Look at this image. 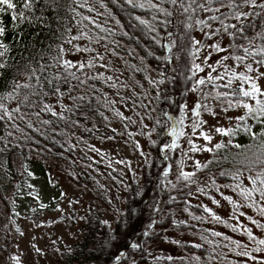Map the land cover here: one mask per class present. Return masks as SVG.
I'll return each mask as SVG.
<instances>
[{
	"label": "trees",
	"instance_id": "obj_1",
	"mask_svg": "<svg viewBox=\"0 0 264 264\" xmlns=\"http://www.w3.org/2000/svg\"><path fill=\"white\" fill-rule=\"evenodd\" d=\"M14 2L16 11H24L26 19L12 20V10L0 13V26L5 28L0 41L8 45V51L0 57V63L5 65L0 68V97L13 93L11 98L0 99V103L10 111L20 108L19 113H13L12 120L5 117L0 121L3 213L4 208L9 210V196L24 177L46 174L54 168L68 184L91 195L79 217L73 219L78 225L76 240L69 245L58 242L61 264H249L237 259V253L226 250H235L243 244L233 245L236 240L227 230L238 233V227L222 213L237 212L250 220L249 211L264 219L260 212L264 208V196L255 190L264 187L260 183L264 179V165L257 162V158L264 160V117L249 113L248 109L239 114L226 129L230 134H224L218 143L224 147L217 149L214 145L199 167L187 173L183 169V146L173 138V133L183 129V109L195 87L194 35L207 28L196 21L217 25L232 53L245 55L235 45L249 47L253 53L264 47V16L242 18L243 25H251L246 28L247 39L237 36L233 40L219 21L208 19L221 14L230 17L227 7L212 12L192 4L184 12L191 0H181L175 5L170 0H132V3L128 0H35L31 9L23 8V0ZM261 2L264 0H257ZM197 3L208 6L207 0H197ZM241 11L261 10L245 6ZM141 20L146 23L142 24ZM92 22L100 34L89 31ZM225 23L242 26L231 18ZM228 31L235 32V29ZM90 35L105 39L104 44L113 45L114 51H127L130 58L136 56L131 58L133 63L129 68L131 82L145 84L148 79L153 82L152 73L159 77L148 96L153 138L146 142L138 176L135 178L128 172L114 203L109 200L112 192L106 172L100 170L101 166L93 158L75 150L80 139L105 140L116 134L111 128L110 114L113 91L107 85L106 74L98 62L92 60L89 67L87 60L79 56V51L86 48L84 45L90 46L86 41ZM248 57L264 67L256 62L264 56ZM65 60L77 67L65 72L61 67ZM79 64L85 67L81 69ZM107 69H111L110 64H103V70ZM68 73H75L79 79ZM17 84L21 87L16 88ZM24 84L29 87H22ZM57 86L62 96L54 91ZM216 89L222 93L235 90L220 86ZM224 99L236 105L251 101L239 95L219 98ZM258 99L264 100V96ZM44 104L64 118L41 111ZM251 106L256 108L255 101ZM242 116L243 121L239 119ZM45 120L50 123L44 124ZM183 174L193 175L185 179ZM257 175L260 179L254 184L252 180ZM245 189L251 192L250 196L244 194ZM103 209L112 213L111 223L105 219ZM256 227L264 236V223L256 221ZM245 237L252 242L253 252L258 248V252L264 251V245L258 243L264 238L252 234L250 237L248 231ZM162 245L168 246L169 251L157 253Z\"/></svg>",
	"mask_w": 264,
	"mask_h": 264
},
{
	"label": "rangeland",
	"instance_id": "obj_2",
	"mask_svg": "<svg viewBox=\"0 0 264 264\" xmlns=\"http://www.w3.org/2000/svg\"><path fill=\"white\" fill-rule=\"evenodd\" d=\"M94 24L92 22L89 25L91 26L89 31L100 34L99 29L92 27ZM217 28H219L217 25H213L203 32L196 31L194 35V42H201L199 45L195 44L196 57L192 64L196 75L195 87L183 109L185 117L183 129L178 133H173V138L177 139L184 149L183 169L185 173L209 156L210 151L204 149H211L224 139V134L217 132L216 129L226 130L235 122L236 117L246 110L243 107L245 103L236 105L234 101L228 99L219 100L222 95H218V93L222 92L216 87H223L227 84L228 76H225L224 80L208 82L207 76L212 72L209 65L217 69V72H212L213 76H216L218 72H224V68L217 64V61L236 73L243 72L252 77L257 76L258 73L256 71L247 72L245 65L250 64L254 70L258 69L259 72H264V67L258 66L249 57L243 62L234 59L224 61L222 58L225 55L243 56V54L232 53L228 48V40L223 36L221 30L209 39L206 34ZM86 41L90 42L91 47L82 43L86 48L79 51V56L87 60L88 66L91 65L92 60L98 62L96 64L98 66L100 64L102 71L106 74L107 85L113 91L110 96L112 102L110 114L111 128L116 134L105 140L83 141L80 139L76 142L78 144L75 146V150L79 154L93 158L101 166L100 170L106 172V181L112 192L109 200L114 203L115 194L118 195L119 187L128 177V172L131 171L135 178L138 176L141 156L146 152V142L153 138L150 115L152 111L148 96L154 91L159 77L152 73L150 76L153 82L148 79L145 84L141 81L135 84L129 79L131 76L129 68L133 63L131 58L135 59L136 56L130 52L133 55L130 58L127 51H114L113 45H105L106 40L100 37L95 38L90 35ZM215 43H219L222 48H226L228 51L215 52L209 47ZM197 49H199L198 52ZM206 58L207 62H205ZM134 63L140 66L136 61ZM103 64H110L111 69L104 71ZM196 64H199L203 71H197L194 67ZM94 67L97 66L94 65ZM200 79H205L206 83L198 85L197 81ZM257 83L264 91V77H261ZM240 85L239 80H234L231 86L226 88L238 90ZM244 87L248 89L249 85L245 84ZM253 102L254 100L251 99L247 104L251 105ZM197 112L199 115H196ZM194 125L195 127H193ZM206 135L210 136L211 140H206L204 138ZM194 147L198 150H194ZM9 198L8 209L10 211L4 208L3 213L0 203V264H61L58 242L69 245L76 240L75 231L78 225L73 223V219L76 216L79 217L82 208L91 199V195L81 188L68 184L52 168L46 174L24 177ZM41 205L45 206L41 207ZM102 213L105 219L111 223L114 218L112 213L105 209ZM222 214L225 219L238 227V233L227 230L228 234L236 240L233 245L240 242L243 244L235 250L231 248L226 250L233 254L237 253V259L245 263L264 264V251L253 252L251 250L252 242L245 237V232L248 231L256 238H264L256 227V221L264 223V219L249 211L247 214L250 216V220L237 212ZM59 218L62 220L58 222ZM181 238L193 240L187 237ZM2 248L7 253L3 252ZM167 251H169L168 246L162 245L156 252L166 253ZM245 252L248 255H243ZM88 264L99 263L90 262Z\"/></svg>",
	"mask_w": 264,
	"mask_h": 264
},
{
	"label": "snow or ice",
	"instance_id": "obj_3",
	"mask_svg": "<svg viewBox=\"0 0 264 264\" xmlns=\"http://www.w3.org/2000/svg\"><path fill=\"white\" fill-rule=\"evenodd\" d=\"M170 2L173 5H175L179 2H181V0H170ZM34 3H35V0H23V8L24 9H31ZM128 3H132V0H128ZM192 4H196L198 8H202L205 11H212V12H220L221 8L227 7L231 11L230 17L224 16L223 14H221V16H219V17L213 15V16H210L208 19L211 21H219L223 30L225 32H228V34L233 38V40H235L237 38V36H240L243 39H247V37L245 35L246 28L251 27V25H243L242 18L247 17L249 15L264 16V2L257 3V0H207V5H208L207 7L205 6L204 3H197V0H191V3L188 5V7H185L183 9V11L188 12L191 9ZM213 4H218L219 6L213 8V7H211ZM153 6L155 7V5H153ZM245 6L251 7L253 9L258 8L261 11L260 12H253V13L241 11L242 7H245ZM140 7H143V4H141ZM16 9H17V3H15L14 0H0V13H4L8 10H12V14H11L12 20L19 19V20L23 21L24 19H26L24 11L17 12ZM192 10L194 11L195 9H192ZM161 11H165V10L161 9ZM166 14H169V13H166ZM230 18L235 19L236 21L240 22L242 26L237 27V24H226L225 20L230 19ZM137 19H139V18H137ZM140 22L142 24L146 23L145 21H142V20ZM196 23L199 25H203L207 28L212 27V25L207 23V21H205V20H197ZM189 27H191V25H189ZM229 29H235V32H229L228 31ZM220 30H221L220 28L214 29L211 33H207L206 35H208V38L211 39V37L213 35L218 34L220 32ZM4 35H5V28L0 26V37H3ZM258 35H260V34L258 33ZM78 38L79 37H73V39H78ZM200 43H201L200 41H195V44H197V45H199ZM209 47H211V49L214 50L215 52H227L228 51V49L222 48L219 43L212 44ZM235 47L238 50L242 49V51L245 55H243V56L242 55H225L222 58L224 61H227L229 59H234L236 61L243 62L248 56H253V55L264 56V47L258 48L255 53L251 52L249 47H245L244 45H241V44H237V45H235ZM0 49H3V51H0V57H3L4 54L8 51V45L6 43H4L3 41H0ZM198 51H199V49H197V52ZM193 55H196V53H193ZM205 62H207V58L205 59ZM256 62L258 64H260L261 66H264V59H261V60L256 61ZM217 64H220V66L222 68H224V72L223 73L218 72L216 76H213L212 72H217V69H216V67L209 65V67H211V69H212V72H210L207 76L208 82L224 80L225 76H228V80H227V84L223 85V87H230L234 80H239L241 82V85H240L238 90H234L231 93H227V92L218 93V95H222L225 97H227L229 95H232V96L239 95V96H243L245 98H250V99L255 101L256 108H253L251 105H249L247 103L243 104V107L248 109L249 113L256 112L259 114L260 117H264V100L258 99V96H264V91L261 90V88L259 87V85L257 83V81L261 77H264V72H259L258 69L254 70L250 64L245 65L247 72L251 73L253 71H256L258 73L257 76L252 77V76H249L243 72L236 73V72L232 71L231 69H229L226 65L221 64L220 61H217ZM89 66H91V65H89ZM4 67H5V65L0 63V68H4ZM61 67H63L65 69V72H67L68 69L77 67V65L73 64V62H71V61L65 60V61H63ZM83 67H85L84 64H79V68L82 69ZM194 67L197 71H203V68H201V66L199 64L194 65ZM68 75H71L75 79H79V77L75 76V73H68ZM67 78L68 77L66 75L65 80H67ZM38 79L39 78H37V80ZM109 79H111V78L109 77ZM81 83H83V81H81ZM205 83H206L205 79H200L197 81L198 85H204ZM245 84L249 85L248 89H245V87H244ZM19 87H21V85L17 84L16 88H19ZM22 87L27 88V87H29V85L24 84V85H22ZM54 91L61 96L63 95V93L60 92V88L58 86L54 89ZM12 95H13V93H9L8 97H0V99L11 98ZM25 99H27V97H25ZM80 99H84V98L80 97ZM65 110H67V109H65ZM41 111H48V112H51V114L53 116L59 115L61 119L64 118L61 114H59L55 111H52V108L47 104H44ZM0 112H3V115H0V121H3L5 119V117H7L8 120H12L13 119V113L14 112L19 113L20 108L17 107V108L10 111L5 106L4 103H0ZM39 114H40L39 112L35 113L36 116H39ZM196 115H199V113L197 112ZM20 118L23 119V116H21ZM239 119L241 121H243L244 117L243 116L239 117ZM43 123L48 124L50 122L45 120V121H43ZM262 123H264V120H262ZM13 126L16 127V125H13ZM28 127L31 128L32 125L29 124ZM193 127H195V125ZM17 130H19V129L17 128ZM216 131L223 133L225 135L230 134V131H226L225 129H221V128L216 129ZM249 131H250V129H249ZM9 135H11V133H9ZM204 138L206 140H211V137L207 136V135ZM253 138H255V135ZM0 139H3V138L0 137ZM221 147H224V145H222V144H216L215 145V148H217V149H219ZM236 147H241V146L236 145ZM194 150H198V149H195V147H194ZM204 150L205 151H212V149H209V148H206ZM257 162L264 165V160H259V158H257ZM197 167H199V165H197ZM183 175H184V178L187 179L190 175H193V174H183ZM258 179H260V175H257V177L254 178L252 180V182L255 184L256 180H258ZM260 183L262 185H264V179H260ZM237 187H239V185H237ZM255 190L260 191L261 195L264 196V187L259 188V189H255ZM243 191H244V194L246 196L251 195V192L249 190L245 189ZM44 206L45 205H41V207H44ZM205 210L209 211V212L211 211V209H205ZM260 212H261V215H264V208H261ZM216 218L219 219V217H216ZM253 223H255V221H253ZM215 235H219V233H215ZM249 236L251 237L250 232H249ZM258 243L260 245H264V239L259 240ZM256 251H260V249L258 248V249H256ZM243 255H248V253L245 252V253H243ZM252 258L255 259V257H252ZM197 259H199V258H197Z\"/></svg>",
	"mask_w": 264,
	"mask_h": 264
}]
</instances>
